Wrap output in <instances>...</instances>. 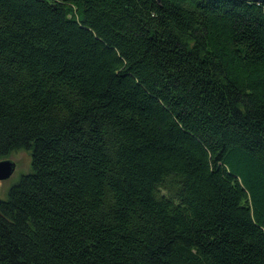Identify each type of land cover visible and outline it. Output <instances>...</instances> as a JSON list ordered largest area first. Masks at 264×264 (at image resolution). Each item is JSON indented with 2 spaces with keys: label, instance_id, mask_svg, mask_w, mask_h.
I'll return each mask as SVG.
<instances>
[{
  "label": "trees",
  "instance_id": "1",
  "mask_svg": "<svg viewBox=\"0 0 264 264\" xmlns=\"http://www.w3.org/2000/svg\"><path fill=\"white\" fill-rule=\"evenodd\" d=\"M0 264H264V4L0 0Z\"/></svg>",
  "mask_w": 264,
  "mask_h": 264
},
{
  "label": "rangeland",
  "instance_id": "2",
  "mask_svg": "<svg viewBox=\"0 0 264 264\" xmlns=\"http://www.w3.org/2000/svg\"><path fill=\"white\" fill-rule=\"evenodd\" d=\"M1 160H9L14 163V171L11 176L7 180L0 181V199H3L8 188L13 185L20 176L30 171V164L28 154L23 151L9 154Z\"/></svg>",
  "mask_w": 264,
  "mask_h": 264
},
{
  "label": "water",
  "instance_id": "3",
  "mask_svg": "<svg viewBox=\"0 0 264 264\" xmlns=\"http://www.w3.org/2000/svg\"><path fill=\"white\" fill-rule=\"evenodd\" d=\"M246 3L264 4V0H240ZM14 171V163L9 160H0V181L7 180Z\"/></svg>",
  "mask_w": 264,
  "mask_h": 264
}]
</instances>
